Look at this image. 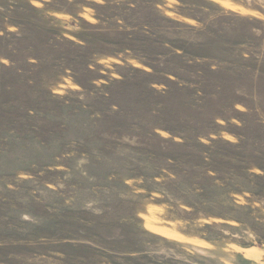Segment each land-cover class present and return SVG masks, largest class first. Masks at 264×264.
Here are the masks:
<instances>
[{
    "label": "rangeland",
    "instance_id": "374dc122",
    "mask_svg": "<svg viewBox=\"0 0 264 264\" xmlns=\"http://www.w3.org/2000/svg\"><path fill=\"white\" fill-rule=\"evenodd\" d=\"M130 257L264 264V0H0V264Z\"/></svg>",
    "mask_w": 264,
    "mask_h": 264
},
{
    "label": "bare ground",
    "instance_id": "6f19581e",
    "mask_svg": "<svg viewBox=\"0 0 264 264\" xmlns=\"http://www.w3.org/2000/svg\"><path fill=\"white\" fill-rule=\"evenodd\" d=\"M245 253L249 256H253L255 253H257V250L245 249Z\"/></svg>",
    "mask_w": 264,
    "mask_h": 264
},
{
    "label": "trees",
    "instance_id": "16d2710c",
    "mask_svg": "<svg viewBox=\"0 0 264 264\" xmlns=\"http://www.w3.org/2000/svg\"><path fill=\"white\" fill-rule=\"evenodd\" d=\"M123 260H125L126 262H131V263L133 262L134 264H139V263H137V261L135 259H133L131 257L130 258H125V259L123 258Z\"/></svg>",
    "mask_w": 264,
    "mask_h": 264
}]
</instances>
